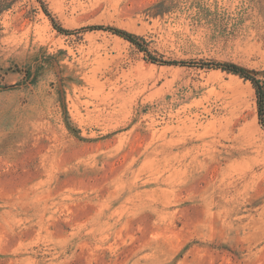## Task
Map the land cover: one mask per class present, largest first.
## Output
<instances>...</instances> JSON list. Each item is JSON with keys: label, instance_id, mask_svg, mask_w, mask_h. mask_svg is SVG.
I'll use <instances>...</instances> for the list:
<instances>
[{"label": "rangeland", "instance_id": "rangeland-1", "mask_svg": "<svg viewBox=\"0 0 264 264\" xmlns=\"http://www.w3.org/2000/svg\"><path fill=\"white\" fill-rule=\"evenodd\" d=\"M223 62L264 93V0H0V264H264L260 100Z\"/></svg>", "mask_w": 264, "mask_h": 264}, {"label": "trees", "instance_id": "trees-1", "mask_svg": "<svg viewBox=\"0 0 264 264\" xmlns=\"http://www.w3.org/2000/svg\"><path fill=\"white\" fill-rule=\"evenodd\" d=\"M58 30L60 31H64L66 32L67 30H64V28L62 27H59L57 26ZM94 28H100V29H108V30H112L114 33L118 34V36H121L123 37V39H126L128 41H130L131 43L133 44H136V46L143 52L146 53V57L148 58L149 61L151 62H154V63H158L159 60L156 59L154 57L153 54H151L147 48H145L140 42H139V38L138 36H136V34L134 33H131V32H128L126 30H122V29H118L116 27H110V26H107V27H103V26H100V25H96V27ZM218 67L226 70L227 72H230V73H233V74H238L240 75L241 77L244 78V80H248L251 82L253 88L255 89V92H256V96L258 98V100H260V103H259V110H258V118L259 120L261 121V124H263L264 126V123L262 121V108H261V102L262 99H263V90H262V87L261 85L259 84V81L258 79L255 78V76L253 75L254 74V71H251L249 69H246L244 68V66H241V65H237V64H234V63H226V62H223V63H220V64H217Z\"/></svg>", "mask_w": 264, "mask_h": 264}]
</instances>
